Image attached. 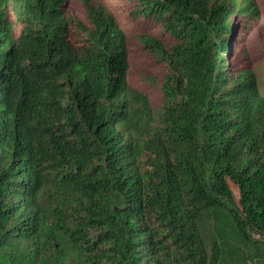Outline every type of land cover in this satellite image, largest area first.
I'll return each mask as SVG.
<instances>
[{
  "label": "trees",
  "instance_id": "1",
  "mask_svg": "<svg viewBox=\"0 0 264 264\" xmlns=\"http://www.w3.org/2000/svg\"><path fill=\"white\" fill-rule=\"evenodd\" d=\"M130 1L173 39L104 0H0V264H264V95L229 59L258 3ZM132 40L166 65L156 109Z\"/></svg>",
  "mask_w": 264,
  "mask_h": 264
},
{
  "label": "rangeland",
  "instance_id": "2",
  "mask_svg": "<svg viewBox=\"0 0 264 264\" xmlns=\"http://www.w3.org/2000/svg\"><path fill=\"white\" fill-rule=\"evenodd\" d=\"M104 1L118 17L127 33L153 31L166 41L170 42L173 39L171 35L164 34L162 25L147 21L144 18H134L130 11L132 5L130 0ZM256 2L260 8V17L257 21L248 22L245 25L247 19L245 20L239 15L232 16L236 20L233 24L235 31L229 36L231 44L234 46L229 59L231 65L235 66L236 69L253 68L260 91L264 95V0H256ZM165 66V63L155 60L145 53L138 43L131 41L130 81L150 97L155 109L163 105V92L159 79L149 78L147 74L156 73L157 77H161L166 69ZM226 69L230 70V68ZM154 124L157 125L158 122L155 121ZM204 225L206 226L205 231L211 234V217L206 216ZM232 241L235 242V240Z\"/></svg>",
  "mask_w": 264,
  "mask_h": 264
}]
</instances>
